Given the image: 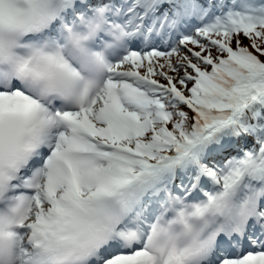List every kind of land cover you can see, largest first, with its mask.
<instances>
[{
  "label": "snow or ice",
  "instance_id": "1",
  "mask_svg": "<svg viewBox=\"0 0 264 264\" xmlns=\"http://www.w3.org/2000/svg\"><path fill=\"white\" fill-rule=\"evenodd\" d=\"M0 264H264V0H0Z\"/></svg>",
  "mask_w": 264,
  "mask_h": 264
},
{
  "label": "trees",
  "instance_id": "2",
  "mask_svg": "<svg viewBox=\"0 0 264 264\" xmlns=\"http://www.w3.org/2000/svg\"><path fill=\"white\" fill-rule=\"evenodd\" d=\"M242 39H243V38H242ZM243 42H244L245 44H247V43H248V40L244 39Z\"/></svg>",
  "mask_w": 264,
  "mask_h": 264
}]
</instances>
